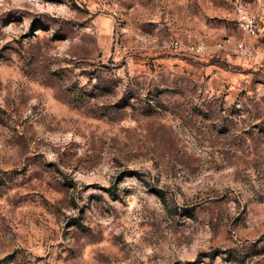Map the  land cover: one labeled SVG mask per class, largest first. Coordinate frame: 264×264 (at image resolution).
Segmentation results:
<instances>
[{"label": "rangeland", "instance_id": "374dc122", "mask_svg": "<svg viewBox=\"0 0 264 264\" xmlns=\"http://www.w3.org/2000/svg\"><path fill=\"white\" fill-rule=\"evenodd\" d=\"M0 264H264V39L231 0H0Z\"/></svg>", "mask_w": 264, "mask_h": 264}, {"label": "built area", "instance_id": "2783aa9c", "mask_svg": "<svg viewBox=\"0 0 264 264\" xmlns=\"http://www.w3.org/2000/svg\"><path fill=\"white\" fill-rule=\"evenodd\" d=\"M231 4L238 30L249 39L258 41L264 39V0H231ZM171 46L179 53L196 57L203 56L208 49V45L203 39L193 42L174 40L171 42ZM235 50L250 62L256 59V49L248 42H238L235 45Z\"/></svg>", "mask_w": 264, "mask_h": 264}]
</instances>
